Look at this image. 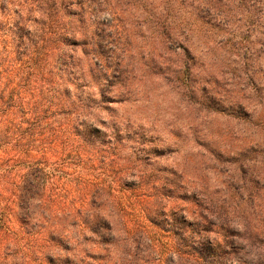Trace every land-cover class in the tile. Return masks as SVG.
I'll return each mask as SVG.
<instances>
[{"label": "trees", "instance_id": "obj_1", "mask_svg": "<svg viewBox=\"0 0 264 264\" xmlns=\"http://www.w3.org/2000/svg\"><path fill=\"white\" fill-rule=\"evenodd\" d=\"M137 1L0 0V37L7 40L0 49V264L101 261L90 244L128 256L156 247L146 229L128 225L110 191L88 207L82 200L77 209L59 200L69 182L66 158L81 154L95 136L110 148L120 139L134 142L131 153H145V159L163 156L147 147L145 134L104 124L100 116L123 120L113 114L116 105L135 102L140 94L147 98L148 81L196 112L239 121L234 123L248 128L235 134L244 143L239 153L264 157V0H152L151 25L127 29L122 15L137 10ZM194 139L197 149L211 151ZM215 154L221 157V150ZM243 166L229 176L237 196ZM171 175L148 182V197L159 208L142 210L149 226L181 241L194 234L192 251L175 240L171 254L194 262L215 256L255 264L260 254L252 242L264 237L242 221L213 222L210 207L194 200L196 191L187 197L196 210L168 214L161 208L183 180ZM125 262L123 256L116 264Z\"/></svg>", "mask_w": 264, "mask_h": 264}, {"label": "rangeland", "instance_id": "obj_2", "mask_svg": "<svg viewBox=\"0 0 264 264\" xmlns=\"http://www.w3.org/2000/svg\"><path fill=\"white\" fill-rule=\"evenodd\" d=\"M150 2L152 0H138L137 10L127 11L122 15L123 25L133 30H143L150 26L152 22L148 6ZM142 4L147 7L144 11L140 7ZM6 42L5 38L0 37V49ZM141 42L139 40L138 44L141 45ZM193 43L198 50L204 49L195 38ZM206 55H202L203 58H207ZM147 88L150 91L147 98L140 94L135 102L116 105L117 112L113 114L123 120L107 121V114L104 112L100 116L105 119L104 124L115 123L120 130L128 126L127 130L145 134L147 147L162 150L163 156L150 155L145 159V153L139 155L131 153L134 142L120 139V145H113L114 147L110 148L105 143L99 145L102 137L95 136L94 139L85 142L81 154L71 152L66 158L65 161L70 167L67 171L69 182L67 186L62 188L59 186L60 202L66 207L73 206L77 209L84 200L87 204L85 207H88L97 196L109 195L110 191L111 197L108 198L123 208L128 225L143 227L148 231L150 239L156 242V247L152 251L135 250L130 256L122 250L107 253L105 246L98 248L97 245L90 244L93 247L90 249L91 253L98 254L101 260L93 261V264H116L123 256L125 263L129 264L132 255V264H236L234 259L227 257L221 262L217 261L215 256H210L207 261L194 262L185 254L180 257L172 255L170 250L175 246V240L176 242L178 240V245L191 246L194 234L190 233L188 239L181 241L176 235L149 226L142 218V210L147 206L159 207L155 201V204H152L153 200L148 197L150 194L148 182L154 178L160 180L170 178L172 173L181 174L183 180L180 181L178 190L171 198L161 201V208L163 207L165 212L183 214L187 209H195L187 201V197L191 196V191H196L194 200H202L210 207L212 215L209 214L213 222L229 221L233 224L242 221L248 225L252 233L261 238L264 237V157L261 154L239 153L244 143L235 139V134H239L238 130L248 129L234 123L239 121L212 112L211 114L196 112V109L185 107V103L179 102L177 94L163 87L156 88L151 81L147 82ZM100 130H103L101 126ZM250 131L252 133L253 130L249 129ZM252 134L254 138L260 136L257 133ZM194 138L207 143L211 151L197 149L193 145ZM94 149L101 151L97 153ZM219 150L221 157L215 154L219 153ZM241 163L246 173L243 176V183L238 184L240 190L237 196L230 185L234 180L229 176L232 173L237 174L236 169ZM61 175L65 176L64 173ZM61 175L56 172V176ZM133 188L135 191H131ZM95 201L100 202L97 199ZM248 206L250 208L246 209ZM254 234L253 236H256ZM226 237L230 238L228 235ZM252 243L257 257L260 254L255 264H264V239H257ZM184 250L192 251L193 247H185Z\"/></svg>", "mask_w": 264, "mask_h": 264}]
</instances>
